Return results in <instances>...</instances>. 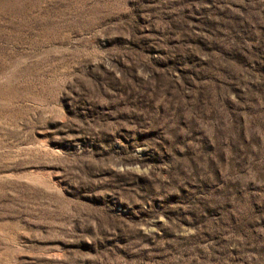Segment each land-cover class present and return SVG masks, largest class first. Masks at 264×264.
I'll use <instances>...</instances> for the list:
<instances>
[{
    "label": "rangeland",
    "instance_id": "rangeland-1",
    "mask_svg": "<svg viewBox=\"0 0 264 264\" xmlns=\"http://www.w3.org/2000/svg\"><path fill=\"white\" fill-rule=\"evenodd\" d=\"M0 264H264V0H0Z\"/></svg>",
    "mask_w": 264,
    "mask_h": 264
}]
</instances>
